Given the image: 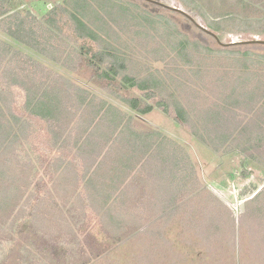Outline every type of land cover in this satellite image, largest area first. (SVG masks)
<instances>
[{
  "label": "rangeland",
  "instance_id": "obj_1",
  "mask_svg": "<svg viewBox=\"0 0 264 264\" xmlns=\"http://www.w3.org/2000/svg\"><path fill=\"white\" fill-rule=\"evenodd\" d=\"M64 1L15 0V8L20 13L25 14L29 12L39 20H42L50 12L61 10ZM117 1L119 5L128 7L127 14H123L127 18L124 23L129 28V31L124 37L122 45H120L127 46L128 50L126 52L130 56L127 59L129 70L126 73L130 76H136L137 79H143L148 78L149 74H156L155 71H159L158 75L161 80H165V74L167 73L168 75L169 72L167 69H164L166 63L155 56L156 53H147L145 48L148 45L151 46L150 48L155 49L165 40L170 41V38L165 36L168 33L173 34L177 41L186 40L189 46L188 50H190L189 53L195 56V64L192 66L193 70H195V65L197 68L204 70L201 75L194 72L190 74L189 72L184 73L186 77L182 78L184 77L183 75L182 79H179L180 81L187 79L193 84L192 99L194 102L190 105L195 108L201 107L199 110H203V116H209L215 111L223 110V113H221L223 115L222 118L230 120L232 115L238 114V118L235 117L234 119V122L237 121L236 125L232 124L231 133H229L235 139L230 140V143L228 142L226 146L224 145V147L219 149L220 151H212L202 145L198 139H193V136L189 133V130L193 129V123H195L194 113L192 112L194 107L189 112L190 121L183 124L175 117L176 108L173 105L172 99L165 97V94H157L155 98L148 100L145 93L136 88L122 89L119 80L108 84L105 81L97 79L94 70L88 67L87 64L84 62L79 64L78 61L80 59L68 58L64 52L59 53L52 48H47V51L49 50V55L55 56L57 59L49 57V55L36 56L33 54L35 59L47 64V70L41 76L50 82L51 92L54 95L51 102L61 104V100H64V104L67 106L72 98L71 89L78 86L83 88L84 91H90L92 97H98V103L105 102L108 105H115L123 112L131 114V116L130 108L125 104L127 103L125 102L126 100H141L143 104H141V107L149 103L154 106L153 111L155 113H152V119H146V117L134 112L137 126L144 128L147 127L145 124H148L153 126L154 129L163 132L164 135L177 139L180 145L193 151L191 156L197 170V173H195L197 199L194 211L190 207L189 211L187 207L184 210L181 208L179 218L183 219V221L178 224L159 221L158 223H154L153 226L152 224L145 225L144 228L148 226H152V228L144 230L146 232L142 233V237L144 236L143 240H141L142 244L137 239L128 242L125 240L123 242H119L118 239L115 240L112 233H104L96 228L98 224L92 223L91 218L88 220L90 222L88 224H91L89 231L78 232L76 229L78 223L74 222L72 224L75 217L71 214L66 215L67 221L60 224L61 228L57 227L55 230H53L55 225L52 223H40V225H45L44 229L41 227L37 228L40 239H43V241L45 239L46 243L47 239H50L53 246H58L62 242L72 244V242L78 243L77 241H81L84 243V240H86L85 248L83 249L84 254L82 253L83 256L79 264L84 259V263L87 264H264V233L255 224L254 226L252 225L254 217L250 213L248 214L247 211L249 201L262 190L264 191V166L250 158L249 153L241 152L237 146L239 142L237 138L242 129L246 131L249 129L252 135L250 127L252 126L254 117L256 119L259 118L260 110L257 108L263 105L259 103L256 107L257 111L249 113L244 97H239V100L231 102L232 105H229L230 102L222 101L229 99L226 93L217 92L212 86L218 81L215 70H224L226 66L228 67L227 63L236 64V61L244 58L242 55L231 54L229 51L226 52V48L229 47V49L240 51L241 53L252 51L264 54V46L241 44L224 47L213 36L195 26L189 18L177 12L144 0ZM117 1L113 0L114 3H107V8H110V6L116 7L114 12L117 11V5L115 4ZM155 1L166 6L181 8L197 24L209 30L211 28L206 20V16L212 21L223 20L221 22V31L216 32L211 30L223 44L253 39L264 40V33L261 32V29L257 32H241L238 30L239 28L235 21V18L249 22L263 20L264 0H188L189 6H186L183 4L184 1L180 0ZM153 20L156 22L155 30L152 33L154 36L150 35L147 37L148 32L147 36L146 33H137L144 30L147 31L150 22L154 24ZM160 34L164 38L160 37ZM65 35L68 37L65 41L66 43L71 44L73 47L77 45L71 30H68L67 27H65ZM0 38L11 43L17 49L26 51L30 55L32 54V52L22 45L9 41L7 36L2 32H0ZM197 42L201 45L200 47L196 46ZM52 44L54 46L58 45L54 42ZM204 47L213 49L215 53L208 55L204 51ZM207 56L209 57L205 60ZM253 58L250 57L248 60H252ZM170 60H175V64H172L171 67H175L179 63L178 58L171 57ZM216 61H220L219 66L214 67ZM63 62L67 64L63 66ZM222 64L224 67H220ZM238 66L241 68L239 64ZM229 68L232 69L233 67L229 66ZM243 71L247 73L251 72L247 70ZM29 72H34L32 64L29 65ZM236 74L240 75L243 72L238 70ZM171 76H174L176 79L180 77L173 71L169 72L168 78ZM35 78H37L36 75ZM167 81H169V85L167 84L169 89L174 88L175 99H179L180 102L184 103L182 96L185 92L179 93L176 81H173L174 83L170 79ZM189 90L191 89H185L184 91L188 92ZM20 94L19 92L18 99L20 103H23L24 98L20 97ZM55 94L58 96L56 99ZM87 101L90 102L88 99ZM158 101L167 102L170 109L168 114L156 106L158 105ZM195 111L198 112V110ZM72 114V111H69V115L71 116ZM22 115L23 113H21ZM38 123L39 125L36 127L40 131L38 130L37 135L35 136L32 131L31 133L29 131L31 135L28 136L30 149L35 139L32 155L34 154L33 156L37 158L34 161L36 162V166H34L35 168L31 172L27 171L25 173L17 165L13 171V173H16V177L13 175L10 180V187L14 186L13 190L20 185L23 187H19V190L24 188L27 184L26 179L27 181L30 180L32 185L27 190L28 197L30 198L29 206L36 202L39 195L44 196V192L47 190L42 183L47 182V132L49 127L44 121H38ZM99 131L100 128H97L96 134ZM240 136L244 135L241 133ZM192 146L195 147V151L192 149ZM258 152L259 150L254 153L257 154ZM260 153L263 154L264 151H260ZM42 175L46 176V180L45 178L41 180L40 177ZM13 190L11 191L13 192ZM197 194H201V198ZM262 194L263 198L264 192ZM262 201H264V198ZM201 204L202 208L195 211L196 206ZM44 205L47 212L49 210L47 201ZM255 205H250V209ZM67 211L70 210L67 209ZM188 213L189 215L187 216ZM256 214H260L259 211ZM186 217H190V221H187L188 223H186ZM191 224L194 227L192 229L189 227ZM97 239H99L98 242ZM98 249L99 253L104 254L102 258L90 260L92 256L99 254Z\"/></svg>",
  "mask_w": 264,
  "mask_h": 264
},
{
  "label": "trees",
  "instance_id": "obj_2",
  "mask_svg": "<svg viewBox=\"0 0 264 264\" xmlns=\"http://www.w3.org/2000/svg\"><path fill=\"white\" fill-rule=\"evenodd\" d=\"M180 1H184L183 4L189 6L188 0ZM107 3L114 2L113 0H65L61 10H54L46 18L39 20L29 12L23 14L16 11L15 0H0V32L7 36L9 41L20 44L32 52L30 55L0 38V264H79L86 243L84 240V243L81 241L72 242V244L62 242L57 244L58 246H53L50 239H47V243L45 239L44 241L40 239L37 228L44 229L45 225H40V223L47 222L44 205L47 201V190H45L44 196L39 195L40 201L38 197L36 202L29 206L30 198L27 190L32 185L30 180L26 179L27 184L20 190L19 187H23L22 185L16 187L15 190H13L14 186L10 187L13 175L16 177V173L13 171L17 165L25 173L31 172L35 168L36 162L34 161L37 158L33 156L34 154L32 155L35 139L30 149L28 136L31 135V131L36 136L39 130L36 127L39 125L38 121L47 122V114L52 115L53 113V110L48 107L52 97L49 93L50 82L41 76L47 70V64L35 59L34 55L48 56L50 53L47 48H52L56 52H64L68 58L80 59L78 63L84 62L93 69L97 79L108 84L119 80L122 89L136 88L144 92L148 100L155 98L157 94H165L167 98L173 96L176 118L183 124L190 121V110L188 111L187 104L194 102L192 99L193 84L187 79L181 81L179 79L184 73L194 72L201 75L204 70L197 68L196 65L193 70L195 56L189 53L186 40L177 41L173 34L168 33L165 36L169 37L170 41L165 40L155 49L148 45L145 48L147 53H156L155 56L166 63L164 69L176 72L180 76L179 78L176 79L174 76L168 78V72V75L165 74V80H161L158 75L159 71H155L156 74H149L148 78L143 79L130 76L126 73L129 70L127 59L130 58L126 52L128 48L126 45L120 46L129 31L124 23L127 19L125 14H127L128 7L119 5L117 1L115 3L117 11L114 12L116 7L107 8ZM206 20L211 30L216 32L222 30L221 22L223 20L212 21L207 16ZM235 21L241 32H257L261 29V32L264 33V19L249 22L235 18ZM155 23V21L154 24L150 22L147 31L137 33H146V36L149 33L147 37L154 36L152 33L156 27ZM65 27L71 30L73 38L77 42L74 47L65 42L68 39L65 35ZM179 33L181 32L179 31ZM162 34L159 36L164 38ZM52 42L58 45L54 46ZM47 43L48 45H46ZM197 45L201 46L198 42ZM204 49L208 55L215 53L211 48L204 47ZM227 51L231 54L242 55L244 58L236 61V64L227 63L228 67L226 66L224 70H215L218 81L212 86L215 91L226 93L229 99L222 101L230 102L229 105H232L231 102L239 100V97H244L249 113H253L257 109L260 110L259 118L254 117L250 127L252 135L249 129L247 131L242 129L237 138L239 140L237 146L241 152L249 153L250 158L264 166V153H260V151H264V54L252 51L241 53L231 50L229 47L226 48ZM49 57L57 59L55 56L49 55ZM171 57L179 59V63L175 67H171L172 64H175V60H170ZM250 57L254 58L250 61L248 60ZM219 63L220 61H216L214 67L219 66ZM31 64L33 73L29 72ZM66 64L63 62V66ZM229 66L233 68L230 69ZM220 67H224V65L222 64ZM238 70L243 74L237 75L236 71ZM243 70L251 72L247 73ZM185 77L186 75L182 78ZM169 79L172 82L176 81L179 93L185 92L182 96L184 103L175 99V91L173 90L172 94L167 86ZM185 89L191 90L187 92L184 91ZM19 92L21 93L20 97L24 98L23 103L19 102ZM125 102L133 106L134 109H139L141 103L140 100L132 99ZM259 103L263 106L256 109ZM157 104L163 107L167 114L170 112L167 102L158 101ZM139 111L148 113L152 111V107L147 105L144 110ZM21 113H23L22 116ZM221 113L223 110L205 116L207 127L212 128L209 131L217 133L212 138H220V143L213 144L218 150L224 145L226 146L228 142L230 143V140L235 139L229 133H231L232 124L236 125L235 117L238 118V114H234L228 120L222 118ZM198 117L202 118V115L197 113ZM241 133L244 136H240ZM257 150L259 152L254 153ZM25 176L27 178V174ZM45 177L42 175L40 178L44 180ZM45 183L47 184V182L42 184L44 188H47ZM262 192L264 191L262 190L249 201L247 211L254 217L252 225L255 224L264 233V201H262L264 197L262 198ZM197 195L201 198V194ZM250 205L255 206L250 209ZM199 208H202V204L197 205L195 211ZM257 211L260 214H256ZM132 226L128 230L123 223H108L104 224L107 231L104 233H112L115 240L118 239L119 242L137 239L142 244L141 240L144 237H142V233L146 231H141V224ZM189 227L192 229L193 225L191 224ZM98 241L99 239H97ZM103 255V253H99L92 256L90 260H99ZM84 262L85 259L81 264H87Z\"/></svg>",
  "mask_w": 264,
  "mask_h": 264
},
{
  "label": "crops",
  "instance_id": "obj_3",
  "mask_svg": "<svg viewBox=\"0 0 264 264\" xmlns=\"http://www.w3.org/2000/svg\"><path fill=\"white\" fill-rule=\"evenodd\" d=\"M170 91L174 93L173 87ZM49 93L54 98L51 89ZM71 95L72 102L67 106L64 100L61 104L50 101L48 107L53 113L47 114V122L44 121L49 127L47 224L55 225L53 230L61 228L60 224L67 221L65 216L70 214L75 217L72 224L78 223V232L89 231L90 218L101 232H107L104 224L108 223H123L128 230L141 224L143 231L159 221H183L179 218L180 209L194 210L197 199L193 151L153 126H137L134 112L150 120L154 106L148 103L141 107L140 100L139 109H134L123 102L129 106L131 116L115 105L98 103V97L81 87L71 89ZM171 99L173 102V96ZM191 103L187 104L190 112L194 107ZM147 105L152 111H139ZM199 109H192L194 118L197 113L203 114ZM205 116H196L189 133L218 152L213 144L220 143V138H212L217 133L209 131L212 128L207 127ZM192 149L195 151L194 146ZM187 221L190 217H186ZM147 224L152 226L144 228Z\"/></svg>",
  "mask_w": 264,
  "mask_h": 264
},
{
  "label": "water",
  "instance_id": "obj_4",
  "mask_svg": "<svg viewBox=\"0 0 264 264\" xmlns=\"http://www.w3.org/2000/svg\"><path fill=\"white\" fill-rule=\"evenodd\" d=\"M144 1H147V2H150V3H155V4H158V5H160L161 7H164V8H166V9H168V10H171V11H174V12H177V13H179V14H181V15H183V16H185V17H187V18H189V20H191V22H193V24H195V26H197L199 29H201L203 32H206L207 34H209V35H211V36H213L216 40H217V42H219L222 46H224V47H228V46H237V45H263L264 46V40H261V39H253V40H249V41H244V42H233V43H231V44H223V43H221V41L219 40V38H218V36L214 33V32H212L211 30H209V29H207V28H205V27H203L202 25H199V24H197V22L187 13V12H185L184 10H182L181 8H178V7H174V6H166V5H164V4H161V3H159V2H157V1H155V0H144Z\"/></svg>",
  "mask_w": 264,
  "mask_h": 264
}]
</instances>
